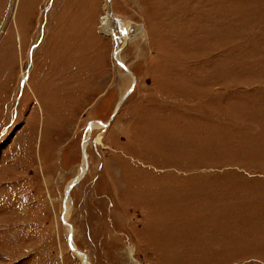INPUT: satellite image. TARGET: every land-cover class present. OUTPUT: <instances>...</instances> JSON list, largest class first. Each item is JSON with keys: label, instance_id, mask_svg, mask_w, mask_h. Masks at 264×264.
I'll use <instances>...</instances> for the list:
<instances>
[{"label": "rangeland", "instance_id": "374dc122", "mask_svg": "<svg viewBox=\"0 0 264 264\" xmlns=\"http://www.w3.org/2000/svg\"><path fill=\"white\" fill-rule=\"evenodd\" d=\"M0 264H264V0H0Z\"/></svg>", "mask_w": 264, "mask_h": 264}, {"label": "bare ground", "instance_id": "6f19581e", "mask_svg": "<svg viewBox=\"0 0 264 264\" xmlns=\"http://www.w3.org/2000/svg\"><path fill=\"white\" fill-rule=\"evenodd\" d=\"M100 32L106 36V37H111L112 39H114V41H116L115 43H121V39L117 37L116 33L114 32V24L112 23V21L110 20V16L107 14L104 18L101 19V26H100ZM125 38V37H123ZM118 39V40H117ZM124 40V39H123ZM116 55L118 54V50L115 51ZM115 59V58H114ZM119 60V58H118ZM119 66H121L122 64L118 63ZM25 80V79H24ZM100 125V124H99ZM90 126V125H89ZM95 128V127H94ZM90 130H92V126L90 128ZM89 130V131H90ZM86 146V145H85ZM84 148V147H83ZM83 176V175H82ZM81 176V177H82ZM81 177H76L73 182H79ZM69 187V186H68ZM68 202V200H67ZM67 205V203H66ZM68 214V213H67Z\"/></svg>", "mask_w": 264, "mask_h": 264}, {"label": "water", "instance_id": "95a60500", "mask_svg": "<svg viewBox=\"0 0 264 264\" xmlns=\"http://www.w3.org/2000/svg\"><path fill=\"white\" fill-rule=\"evenodd\" d=\"M116 24H117V26L119 27V24H120V21L119 20H117L116 19ZM132 31V30H131ZM130 31V32H131ZM121 33L123 34V32H122V30H121ZM118 40V39H117ZM114 58L116 57V52H114V56H113ZM124 68V67H123ZM126 69V68H125ZM23 81H26V78H25V80L23 79ZM133 87V86H132ZM132 89L133 88H130V90L128 91V92H126V94L123 96V98H122V100H120V102H119V104L121 105L122 104V102H123V100L131 93V91H132ZM120 105H118V107L120 106ZM117 110V109H116ZM115 110V113L117 112ZM98 124H100L99 122H98ZM109 124V122L107 123V124H105L104 126H106V125H108ZM101 125V124H100ZM77 183V181L76 182H72L70 185H69V187H68V191H69V189H71L75 184ZM66 194H68V192L66 193ZM63 222H64V220H63ZM70 240V234H69V237H68V241ZM69 243V242H68ZM71 249H74L73 247H71ZM77 253V252H76Z\"/></svg>", "mask_w": 264, "mask_h": 264}]
</instances>
